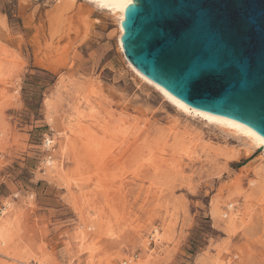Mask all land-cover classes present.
Instances as JSON below:
<instances>
[{
  "label": "rangeland",
  "instance_id": "rangeland-1",
  "mask_svg": "<svg viewBox=\"0 0 264 264\" xmlns=\"http://www.w3.org/2000/svg\"><path fill=\"white\" fill-rule=\"evenodd\" d=\"M73 4L0 0V264H264L262 148L177 110Z\"/></svg>",
  "mask_w": 264,
  "mask_h": 264
},
{
  "label": "water",
  "instance_id": "water-1",
  "mask_svg": "<svg viewBox=\"0 0 264 264\" xmlns=\"http://www.w3.org/2000/svg\"><path fill=\"white\" fill-rule=\"evenodd\" d=\"M121 28L142 74L264 139V0H132Z\"/></svg>",
  "mask_w": 264,
  "mask_h": 264
},
{
  "label": "bare ground",
  "instance_id": "bare-ground-1",
  "mask_svg": "<svg viewBox=\"0 0 264 264\" xmlns=\"http://www.w3.org/2000/svg\"><path fill=\"white\" fill-rule=\"evenodd\" d=\"M75 1H77V0H63V3L68 8V6L74 5L73 3ZM82 1H84V3H88V5H90V7H92V8L99 9L102 13H107V14L112 16V18L116 21V24L118 26L119 35H118L117 41H118L120 48L122 49L121 42H120V36L123 32V30L121 28V20H123V14H124V10H125L126 6L130 3H132V0H82ZM58 4H55V5H58ZM85 6H87V5H85ZM54 8L56 9V7H54ZM87 8H85L84 5L83 6L77 5L76 11L74 12V14H72L73 16H71L69 14V16L66 15L67 18H66V16L64 17L65 22H64L62 29L58 28L59 33L62 31L61 33H63L64 38L65 37L68 38V35L70 32H76L78 30L79 23L81 22V19H83L84 16H86L85 14H87V12H88ZM68 10H70V9L68 8ZM64 12L65 11H63L61 13L65 14ZM63 14H62V16H63ZM58 19H59V17H58ZM83 26H87V24L85 23V24H83ZM58 30L56 32H58ZM126 59H127V57H126ZM127 62H128L129 67L132 69V71L134 72V74L137 77L141 78L145 82L154 86V88H156L165 97V99H167L170 103H172L176 107L177 110H179L183 113H186V114H191L193 116H199L202 119L206 120L208 123H213L215 126L223 129L226 132H231L233 134L242 136V138L246 141L247 144H249L252 147H261L263 152H264V139L262 137H260L258 134H256L248 126H246V125H244V124H242L236 120H233L231 118L221 116V115H217L214 113H210V112H207L204 110H200V109L188 106L187 104H185L184 102H182L181 100H179L178 98H176L175 96H173L172 94L167 92L161 86L154 83L152 80H150L144 74H142L137 68H135L131 64V62L128 59H127ZM92 144H93V142H92ZM47 162L49 164L52 163L51 159H49ZM154 235H156V234H154ZM4 236H5V231L3 228L0 227V241L1 242L4 240Z\"/></svg>",
  "mask_w": 264,
  "mask_h": 264
},
{
  "label": "built area",
  "instance_id": "built-area-1",
  "mask_svg": "<svg viewBox=\"0 0 264 264\" xmlns=\"http://www.w3.org/2000/svg\"><path fill=\"white\" fill-rule=\"evenodd\" d=\"M50 142H48L46 145H49ZM0 214H1V211H0Z\"/></svg>",
  "mask_w": 264,
  "mask_h": 264
}]
</instances>
